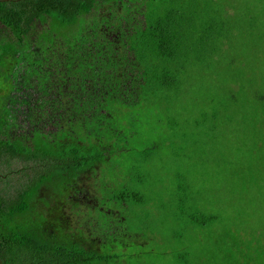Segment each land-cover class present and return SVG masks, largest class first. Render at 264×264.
I'll return each instance as SVG.
<instances>
[{"label":"trees","instance_id":"trees-1","mask_svg":"<svg viewBox=\"0 0 264 264\" xmlns=\"http://www.w3.org/2000/svg\"><path fill=\"white\" fill-rule=\"evenodd\" d=\"M220 1L0 0V264L114 262L98 244L114 220L95 238L69 227L64 204L58 234L32 222V203L42 185L66 198L104 167L142 107L176 91L197 43L217 51ZM235 32L226 17V48ZM128 189L116 198L136 199Z\"/></svg>","mask_w":264,"mask_h":264},{"label":"rangeland","instance_id":"rangeland-1","mask_svg":"<svg viewBox=\"0 0 264 264\" xmlns=\"http://www.w3.org/2000/svg\"><path fill=\"white\" fill-rule=\"evenodd\" d=\"M231 1L240 7L211 9L225 23L217 51L197 43L176 91L142 107L104 167L72 181L69 227L99 237L102 221L116 222L98 243L115 254L110 264H264V0ZM226 17L236 28L228 48ZM125 188L137 198L117 199ZM62 200L45 222L58 234Z\"/></svg>","mask_w":264,"mask_h":264},{"label":"flooded vegetation","instance_id":"flooded-vegetation-1","mask_svg":"<svg viewBox=\"0 0 264 264\" xmlns=\"http://www.w3.org/2000/svg\"><path fill=\"white\" fill-rule=\"evenodd\" d=\"M53 191H54V187L52 185H50V184L42 185V187L39 190V197L40 198L37 199V201L32 203V209H34L32 214L34 215V214L38 213V215L42 219V221H40V222H33V217H32V222L34 224H38V228H46L47 224H45V222L47 221V218L50 215V207L55 202V198H53ZM80 193H82V190L75 193V198L78 201V203L82 202V200L78 197L80 195ZM69 195L65 198L64 201H62L63 205L69 204L68 200H67L69 198ZM44 198H46L48 200L44 201ZM48 219H51V218H48ZM88 238H89V236H88Z\"/></svg>","mask_w":264,"mask_h":264}]
</instances>
